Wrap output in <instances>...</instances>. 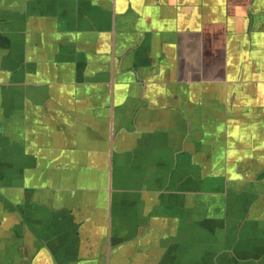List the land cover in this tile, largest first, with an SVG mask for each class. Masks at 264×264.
I'll use <instances>...</instances> for the list:
<instances>
[{
  "label": "crops",
  "instance_id": "obj_1",
  "mask_svg": "<svg viewBox=\"0 0 264 264\" xmlns=\"http://www.w3.org/2000/svg\"><path fill=\"white\" fill-rule=\"evenodd\" d=\"M0 264H264V0H0Z\"/></svg>",
  "mask_w": 264,
  "mask_h": 264
}]
</instances>
